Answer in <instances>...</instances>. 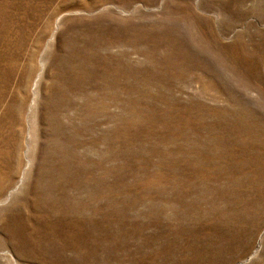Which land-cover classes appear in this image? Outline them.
I'll return each instance as SVG.
<instances>
[{
	"label": "rangeland",
	"instance_id": "obj_1",
	"mask_svg": "<svg viewBox=\"0 0 264 264\" xmlns=\"http://www.w3.org/2000/svg\"><path fill=\"white\" fill-rule=\"evenodd\" d=\"M0 264H264V0H0Z\"/></svg>",
	"mask_w": 264,
	"mask_h": 264
}]
</instances>
